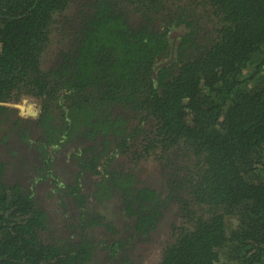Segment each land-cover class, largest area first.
Masks as SVG:
<instances>
[{
  "label": "trees",
  "instance_id": "16d2710c",
  "mask_svg": "<svg viewBox=\"0 0 264 264\" xmlns=\"http://www.w3.org/2000/svg\"><path fill=\"white\" fill-rule=\"evenodd\" d=\"M24 99L0 264H264V0H0Z\"/></svg>",
  "mask_w": 264,
  "mask_h": 264
},
{
  "label": "rangeland",
  "instance_id": "374dc122",
  "mask_svg": "<svg viewBox=\"0 0 264 264\" xmlns=\"http://www.w3.org/2000/svg\"><path fill=\"white\" fill-rule=\"evenodd\" d=\"M20 110H21V116H26L27 118H33L34 116L32 114H34V113L37 114L36 116H38V114H39V107L37 106V104L28 100V99H24L21 102ZM10 135H12V137L15 139V146H16L15 151L20 149V152H21L20 156L22 155V158L17 163L16 168L10 172V179L16 180V179H18L24 175L23 166H24V159H25L24 156H25L26 151L22 148V146L18 140V135L9 127L3 128L2 130H0V143L4 141L6 136H10ZM5 148H6V145L4 144L2 146V150ZM7 150H5V152ZM0 158H1V155H0ZM39 162H40L39 159L34 158L32 160L31 164H32V166H36L37 164H39Z\"/></svg>",
  "mask_w": 264,
  "mask_h": 264
},
{
  "label": "flooded vegetation",
  "instance_id": "af4514ba",
  "mask_svg": "<svg viewBox=\"0 0 264 264\" xmlns=\"http://www.w3.org/2000/svg\"><path fill=\"white\" fill-rule=\"evenodd\" d=\"M34 103H36V102H34ZM36 104L39 107V113H40V111H41L40 106L38 105V103H36ZM8 106H11V104L8 105ZM13 110H10L9 115H6L3 118H0L1 121H8V122L5 123V128H7V127H11V128H13V127H15V128L22 127V122H23L22 118L23 119L27 118L26 116H21V114H20L18 109H13ZM32 115H34V117H33L34 119L38 117V116H36L37 115L36 113L32 114ZM11 124L13 126H11ZM176 224H179V222L176 223Z\"/></svg>",
  "mask_w": 264,
  "mask_h": 264
},
{
  "label": "water",
  "instance_id": "95a60500",
  "mask_svg": "<svg viewBox=\"0 0 264 264\" xmlns=\"http://www.w3.org/2000/svg\"><path fill=\"white\" fill-rule=\"evenodd\" d=\"M173 58V55H172V57H171V59ZM24 104V103H23ZM8 105H10V104H8ZM11 108H13V109H18L19 110V112H20V114H21V110H20V107H21V103H15V104H11V106H10ZM35 114V113H34ZM34 116V115H33Z\"/></svg>",
  "mask_w": 264,
  "mask_h": 264
}]
</instances>
